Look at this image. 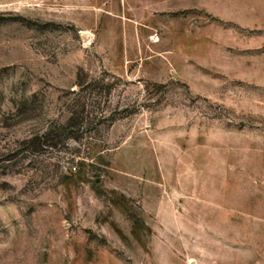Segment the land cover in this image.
Here are the masks:
<instances>
[{
  "label": "rangeland",
  "instance_id": "374dc122",
  "mask_svg": "<svg viewBox=\"0 0 264 264\" xmlns=\"http://www.w3.org/2000/svg\"><path fill=\"white\" fill-rule=\"evenodd\" d=\"M0 264H264V0H0Z\"/></svg>",
  "mask_w": 264,
  "mask_h": 264
},
{
  "label": "trees",
  "instance_id": "16d2710c",
  "mask_svg": "<svg viewBox=\"0 0 264 264\" xmlns=\"http://www.w3.org/2000/svg\"><path fill=\"white\" fill-rule=\"evenodd\" d=\"M70 120H71V118H70ZM65 128H66V129H70V128H72L70 122H68L67 125H65Z\"/></svg>",
  "mask_w": 264,
  "mask_h": 264
}]
</instances>
